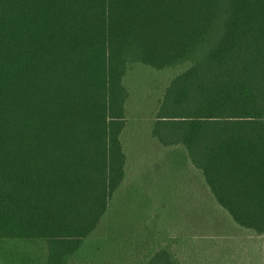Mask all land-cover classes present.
Returning a JSON list of instances; mask_svg holds the SVG:
<instances>
[{
	"label": "trees",
	"instance_id": "1",
	"mask_svg": "<svg viewBox=\"0 0 264 264\" xmlns=\"http://www.w3.org/2000/svg\"><path fill=\"white\" fill-rule=\"evenodd\" d=\"M137 64L183 66L150 135L264 237V0H0V239H43L46 264H74L125 177ZM174 237L99 264H189Z\"/></svg>",
	"mask_w": 264,
	"mask_h": 264
},
{
	"label": "rangeland",
	"instance_id": "2",
	"mask_svg": "<svg viewBox=\"0 0 264 264\" xmlns=\"http://www.w3.org/2000/svg\"><path fill=\"white\" fill-rule=\"evenodd\" d=\"M182 69L137 64L123 78L129 92L121 138L125 177L99 224L71 256L72 263H123L135 255L140 240L155 235L162 242L170 236L179 239L171 246L189 264L194 258L197 264H264V237L234 225L214 199L202 196L199 175L181 147H162L150 135L164 91ZM213 239H221L220 244ZM47 254L43 239H0V264H46Z\"/></svg>",
	"mask_w": 264,
	"mask_h": 264
},
{
	"label": "crops",
	"instance_id": "3",
	"mask_svg": "<svg viewBox=\"0 0 264 264\" xmlns=\"http://www.w3.org/2000/svg\"><path fill=\"white\" fill-rule=\"evenodd\" d=\"M216 206V205H215Z\"/></svg>",
	"mask_w": 264,
	"mask_h": 264
}]
</instances>
